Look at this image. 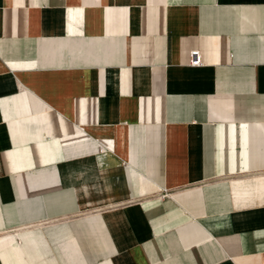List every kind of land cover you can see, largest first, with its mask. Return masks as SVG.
<instances>
[{
    "label": "crops",
    "instance_id": "obj_1",
    "mask_svg": "<svg viewBox=\"0 0 264 264\" xmlns=\"http://www.w3.org/2000/svg\"><path fill=\"white\" fill-rule=\"evenodd\" d=\"M0 264H264V0H0Z\"/></svg>",
    "mask_w": 264,
    "mask_h": 264
},
{
    "label": "built area",
    "instance_id": "obj_2",
    "mask_svg": "<svg viewBox=\"0 0 264 264\" xmlns=\"http://www.w3.org/2000/svg\"><path fill=\"white\" fill-rule=\"evenodd\" d=\"M189 65L192 66V67H196V66H200L201 65L199 53L197 51H192L190 53Z\"/></svg>",
    "mask_w": 264,
    "mask_h": 264
}]
</instances>
